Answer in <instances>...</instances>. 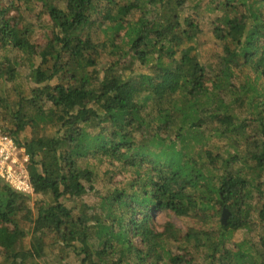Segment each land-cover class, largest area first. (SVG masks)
<instances>
[{"label": "trees", "instance_id": "obj_1", "mask_svg": "<svg viewBox=\"0 0 264 264\" xmlns=\"http://www.w3.org/2000/svg\"><path fill=\"white\" fill-rule=\"evenodd\" d=\"M0 126V264H264V0H0Z\"/></svg>", "mask_w": 264, "mask_h": 264}, {"label": "rangeland", "instance_id": "obj_2", "mask_svg": "<svg viewBox=\"0 0 264 264\" xmlns=\"http://www.w3.org/2000/svg\"><path fill=\"white\" fill-rule=\"evenodd\" d=\"M191 2V1H190ZM191 4V3H190ZM193 17L195 20H197L200 23V27L203 28L204 34L201 35V39L204 41L202 45L198 47L199 51V57L202 63H205L207 65H214L215 62L217 61V56L220 51V47L218 43L214 40L213 36L210 34V31H207L208 29H211L212 27V19L214 17V14L210 12L209 9H206L202 7L200 11L196 14H193ZM24 75L25 73H21L19 82L24 83ZM20 138V137H19ZM215 142V141H214ZM97 170L99 171L100 177L102 176V172L100 168ZM97 189L102 190L103 188V180H100L97 184ZM88 203H93L96 200V196L93 195L92 193L88 194L86 199ZM170 220L172 223H174L178 228L185 229L188 225L192 224V221L186 218L182 217H177L173 214H170L167 216L163 212H159L155 214L154 216V222L159 227L162 225L166 220ZM244 236V233L242 231L236 232L233 236V240H241ZM248 236V235H247ZM251 237V236H250ZM249 237V238H250ZM72 263L76 264V260L73 261L71 260Z\"/></svg>", "mask_w": 264, "mask_h": 264}, {"label": "built area", "instance_id": "obj_3", "mask_svg": "<svg viewBox=\"0 0 264 264\" xmlns=\"http://www.w3.org/2000/svg\"><path fill=\"white\" fill-rule=\"evenodd\" d=\"M28 161L24 148L0 126V180L15 191L32 193Z\"/></svg>", "mask_w": 264, "mask_h": 264}, {"label": "water", "instance_id": "obj_4", "mask_svg": "<svg viewBox=\"0 0 264 264\" xmlns=\"http://www.w3.org/2000/svg\"><path fill=\"white\" fill-rule=\"evenodd\" d=\"M224 217V216H223Z\"/></svg>", "mask_w": 264, "mask_h": 264}]
</instances>
